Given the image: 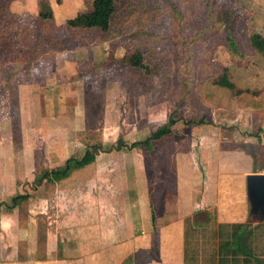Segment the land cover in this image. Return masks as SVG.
Listing matches in <instances>:
<instances>
[{
    "label": "rangeland",
    "instance_id": "rangeland-1",
    "mask_svg": "<svg viewBox=\"0 0 264 264\" xmlns=\"http://www.w3.org/2000/svg\"><path fill=\"white\" fill-rule=\"evenodd\" d=\"M93 1L0 0V218L15 209L42 234L48 223L69 234L77 223L123 221L121 175L133 199L145 183L154 192L170 178L173 151L187 148L181 129L199 121L219 128L220 148L243 149L264 168L260 0H116L109 39L66 24ZM47 12L51 21L37 19ZM147 138L149 150L130 148ZM94 148L95 160L70 175L82 181L55 191L49 173Z\"/></svg>",
    "mask_w": 264,
    "mask_h": 264
},
{
    "label": "crops",
    "instance_id": "crops-1",
    "mask_svg": "<svg viewBox=\"0 0 264 264\" xmlns=\"http://www.w3.org/2000/svg\"><path fill=\"white\" fill-rule=\"evenodd\" d=\"M257 8L264 15L263 0ZM181 130L189 135L187 148L173 151L170 178H159L154 192L145 183L133 199L131 180L121 175L123 221L77 223L70 235L48 223L42 234L40 224L21 221L15 209L3 212L0 264H264V219L254 218L247 187V177L264 168L254 169L243 149L220 148L219 128ZM70 175L48 182L60 183L57 192L71 191L69 178L79 176ZM21 188L13 185V193L21 195Z\"/></svg>",
    "mask_w": 264,
    "mask_h": 264
},
{
    "label": "trees",
    "instance_id": "trees-1",
    "mask_svg": "<svg viewBox=\"0 0 264 264\" xmlns=\"http://www.w3.org/2000/svg\"><path fill=\"white\" fill-rule=\"evenodd\" d=\"M3 9L6 11L7 6L4 5ZM8 12V11H7ZM117 12L116 0H94L92 3V9L86 14L78 15L75 18L67 20L66 24L71 30H86V31H95L100 33L101 37L104 39L112 38L115 33V15ZM53 15L51 12L40 13L37 16V19L41 22L51 21ZM7 26L0 21V30L3 32ZM5 38L0 34V48L3 45H6ZM5 43V44H4ZM136 57L128 58V63L130 66L138 68L140 67L139 60ZM224 81V80H223ZM176 121L170 119L169 125L175 124ZM195 126L203 125L202 121L192 123ZM171 133L169 126L166 129L159 131V138ZM130 148H145L149 150L151 148V139L147 138L144 141H137L130 145ZM97 148H94L93 151L87 150L85 154L80 159H68L64 166L58 170H54L49 173V179L53 181H60L67 178L72 172L83 168L91 164L96 157ZM23 197L19 196L12 199V204L17 205L18 199ZM2 206V204H0Z\"/></svg>",
    "mask_w": 264,
    "mask_h": 264
},
{
    "label": "water",
    "instance_id": "water-1",
    "mask_svg": "<svg viewBox=\"0 0 264 264\" xmlns=\"http://www.w3.org/2000/svg\"><path fill=\"white\" fill-rule=\"evenodd\" d=\"M247 187L251 212L256 220L264 219V174L247 177Z\"/></svg>",
    "mask_w": 264,
    "mask_h": 264
}]
</instances>
